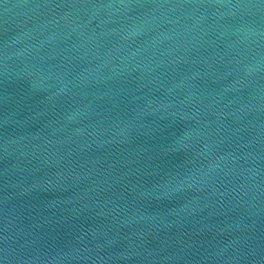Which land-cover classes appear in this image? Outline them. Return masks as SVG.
Segmentation results:
<instances>
[{
	"label": "water",
	"instance_id": "obj_1",
	"mask_svg": "<svg viewBox=\"0 0 264 264\" xmlns=\"http://www.w3.org/2000/svg\"><path fill=\"white\" fill-rule=\"evenodd\" d=\"M0 264H264V0H0Z\"/></svg>",
	"mask_w": 264,
	"mask_h": 264
}]
</instances>
